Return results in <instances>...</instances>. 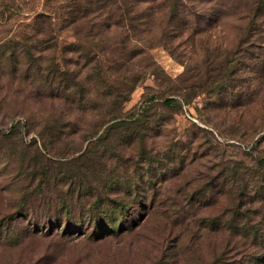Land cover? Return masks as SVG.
<instances>
[{
  "label": "rangeland",
  "instance_id": "obj_1",
  "mask_svg": "<svg viewBox=\"0 0 264 264\" xmlns=\"http://www.w3.org/2000/svg\"><path fill=\"white\" fill-rule=\"evenodd\" d=\"M183 2L0 0V264H264V0Z\"/></svg>",
  "mask_w": 264,
  "mask_h": 264
},
{
  "label": "trees",
  "instance_id": "obj_2",
  "mask_svg": "<svg viewBox=\"0 0 264 264\" xmlns=\"http://www.w3.org/2000/svg\"><path fill=\"white\" fill-rule=\"evenodd\" d=\"M182 6H187V4H185L183 2V0H179V6L178 7H182ZM173 8H171L172 12L171 13H174V12H177L178 9H177V4L176 5H172ZM87 8V7H86ZM190 8V7H189ZM191 9V8H190ZM86 12V11H84ZM191 13H194V12H191ZM86 16L85 13L81 14L79 17H84ZM115 22H113L112 20L109 21V23L107 25H105V29H109V27L111 25H114ZM48 47H50L48 45ZM65 51H71V50H75V48L69 46V45H66L65 46ZM42 49L44 48H39L37 51H41ZM45 49H47V46H45ZM28 50L27 48L23 47L22 50L20 51V54H19V57L18 58H28ZM38 58V57H37ZM152 96H150L148 98L149 102L152 100ZM162 103L164 105H171L172 103V99L171 97H165L162 99ZM135 108V112L132 111V115L131 116H127V115H122V116H113L111 119H110V122L109 124H107V126H113V125H119L120 123L124 122V121H129V120H133L132 122H128V123H125V125H128V126H131V125H136V123H141L144 118L141 116V114H139V110L141 111V109L143 108V103L140 102L138 105H134L133 109ZM264 180V178H263ZM245 186L246 185H241V186H237L239 189H245ZM264 187V186H262ZM232 186L228 187V190L230 192H233L232 191ZM259 190V189H258ZM261 193L262 191H264V188L262 190H260ZM119 204V203H118ZM107 215V214H106ZM245 216H247L246 213L241 214L239 211L237 212H233L231 213V217L229 219H226L225 222H224V225L228 228H231L235 231H237L238 233H240L242 236H244L245 240H248L251 241V243H253L254 245H260V243L262 245H264V237L261 236V231L264 229V224L261 223V219L258 218L254 221H249L247 218H245ZM264 217V216H263ZM72 224V222H68L65 226V233H68L70 232V225ZM76 225L79 226V222L76 223ZM98 229V228H97ZM97 229H94L92 230L91 232H97ZM104 231L103 233L107 232V231H111L112 228L108 225H105L104 224Z\"/></svg>",
  "mask_w": 264,
  "mask_h": 264
}]
</instances>
